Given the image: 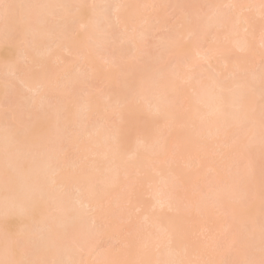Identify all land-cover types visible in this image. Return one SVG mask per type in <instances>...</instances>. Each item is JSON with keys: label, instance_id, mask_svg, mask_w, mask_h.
Listing matches in <instances>:
<instances>
[{"label": "bare ground", "instance_id": "1", "mask_svg": "<svg viewBox=\"0 0 264 264\" xmlns=\"http://www.w3.org/2000/svg\"><path fill=\"white\" fill-rule=\"evenodd\" d=\"M260 3L0 0V262L259 264Z\"/></svg>", "mask_w": 264, "mask_h": 264}, {"label": "snow or ice", "instance_id": "2", "mask_svg": "<svg viewBox=\"0 0 264 264\" xmlns=\"http://www.w3.org/2000/svg\"><path fill=\"white\" fill-rule=\"evenodd\" d=\"M6 10H11L13 8H32V7H39V6H33V5H4ZM63 7H68V6H63ZM95 7V6H93ZM103 8H108L109 6L103 5L100 6ZM228 7L231 8H243L245 6L243 5H229ZM250 7V6H249ZM260 14L262 20H264V0H261L260 3ZM260 82H261V88H262V98H264V70L261 72L260 76ZM254 232V228H253ZM260 239H261V254H262V259L259 261V264H264V218H262L261 223H260ZM19 245L21 249H23L24 241H20ZM0 264H4V262H0ZM7 264H38V262H32V261H27L24 259L16 260L12 259L7 261ZM246 264H256L255 261H247Z\"/></svg>", "mask_w": 264, "mask_h": 264}, {"label": "rangeland", "instance_id": "3", "mask_svg": "<svg viewBox=\"0 0 264 264\" xmlns=\"http://www.w3.org/2000/svg\"><path fill=\"white\" fill-rule=\"evenodd\" d=\"M168 17H169V22H170V24H174L176 21H175V18L173 17V16H171V15H169L168 14ZM155 41H156V35L154 36V35H152V37H150L149 39H148V43L151 45V46H154L155 45ZM154 53H156V52H158V49L157 48H154L153 50H152ZM72 158V159H71ZM75 158V157H74ZM72 156H70V159H71V162H73V161H75V159H74ZM77 159V158H76ZM145 198L146 199H148L146 196H145ZM194 236V235H193Z\"/></svg>", "mask_w": 264, "mask_h": 264}]
</instances>
